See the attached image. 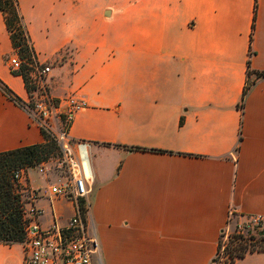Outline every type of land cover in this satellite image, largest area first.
<instances>
[{
    "label": "crops",
    "instance_id": "crops-1",
    "mask_svg": "<svg viewBox=\"0 0 264 264\" xmlns=\"http://www.w3.org/2000/svg\"><path fill=\"white\" fill-rule=\"evenodd\" d=\"M17 1L37 62L51 63L49 96L86 102L67 132L89 143L98 264H213L230 218L264 229V0ZM11 52L0 12V81L25 101ZM42 141L0 90V152ZM56 178L28 167L23 184ZM35 205L41 227L75 211L55 195ZM0 264H22L21 243H0ZM231 264H264V250Z\"/></svg>",
    "mask_w": 264,
    "mask_h": 264
},
{
    "label": "built area",
    "instance_id": "built-area-1",
    "mask_svg": "<svg viewBox=\"0 0 264 264\" xmlns=\"http://www.w3.org/2000/svg\"><path fill=\"white\" fill-rule=\"evenodd\" d=\"M70 53L71 49L66 46L58 52V55L64 58ZM22 63L29 65L15 53L9 61V68L19 71ZM50 68L51 64L42 66L37 62L27 72L31 89L22 105L31 113L32 120L37 126L46 131H52L51 121L55 116L59 114L64 116V126L53 132L54 141L60 151V165L63 173L57 175L54 183L48 188H32L23 184L24 168L13 171L12 178L23 204L22 264H98L97 238L86 222V212L89 207L87 197L92 183L87 152L89 143L86 140L72 139L67 132L68 123L74 112L85 106L86 102L82 98L69 94L63 100V107H58L49 96L47 89ZM46 169L44 162L37 166V170L44 174ZM49 195L74 202L75 211L65 224L53 222L46 227H41L38 223L41 209L35 205V202L40 197ZM259 220V216H251L245 222V226L251 229L259 224ZM238 226L242 227L241 224ZM216 256L220 259L224 258L220 248Z\"/></svg>",
    "mask_w": 264,
    "mask_h": 264
},
{
    "label": "trees",
    "instance_id": "trees-1",
    "mask_svg": "<svg viewBox=\"0 0 264 264\" xmlns=\"http://www.w3.org/2000/svg\"><path fill=\"white\" fill-rule=\"evenodd\" d=\"M0 12L3 15L5 27L9 33L12 50L20 59L37 63L36 53L31 43L26 24L18 9V1L0 0ZM247 66H249V61H247ZM26 68V65L22 63L19 71L11 70V72L15 75L22 76L29 93L31 88L28 84ZM249 87L250 83L246 85L242 93L240 108L243 105L245 93ZM0 90L9 99L22 105L23 101L1 81ZM41 132L43 141L40 143L0 152V243H21L24 239L23 204L21 195L16 191L12 175L16 169L35 167L41 162L46 161L50 155H53L56 143L53 138V133L43 129H41ZM258 238L264 241V235H259ZM242 243H246V241ZM219 244L218 241L216 255L219 252ZM246 245L241 244L238 247H232L226 250L227 255L223 264H231L235 258L243 256L246 252L264 250V244L256 249H248Z\"/></svg>",
    "mask_w": 264,
    "mask_h": 264
},
{
    "label": "rangeland",
    "instance_id": "rangeland-1",
    "mask_svg": "<svg viewBox=\"0 0 264 264\" xmlns=\"http://www.w3.org/2000/svg\"><path fill=\"white\" fill-rule=\"evenodd\" d=\"M14 54L15 52L12 50V52L6 55L4 58L9 70H10L9 61L11 60ZM26 62L29 64V65H26L27 67L26 70L28 72L33 66H35V62H28V60H26ZM44 64H51V63L49 61H46V62L44 61L41 63L42 66ZM57 116H59L61 120H64V116L62 114H59ZM53 123H54V131H58L55 125L61 122L59 120H56V122L53 121ZM51 133H53V131H51ZM59 153H60L59 148L57 144L55 143L53 155H50L46 161H43L45 163V167L47 168L45 170L47 175L54 176V175H59L63 173L62 167L60 165V154ZM37 166L35 167L37 168ZM14 185L16 187L15 183ZM246 221H247L246 219H240L235 216L230 218L228 224L221 231L220 237H219V243H220L219 247H220L221 255L224 256V258L220 259L219 257L216 256L213 260V264H223V261L226 259V255H227L226 250H229L232 247H238L241 244L242 245L247 244L246 248L256 249L264 244V241L258 238L259 236L258 232L262 230L260 226L257 225V226H254L253 228L251 227V229L247 228L245 226ZM239 224H241L242 227H239L238 226ZM243 241H246V243H242Z\"/></svg>",
    "mask_w": 264,
    "mask_h": 264
},
{
    "label": "water",
    "instance_id": "water-1",
    "mask_svg": "<svg viewBox=\"0 0 264 264\" xmlns=\"http://www.w3.org/2000/svg\"><path fill=\"white\" fill-rule=\"evenodd\" d=\"M258 234H259V235H264V229L260 230V231L258 232Z\"/></svg>",
    "mask_w": 264,
    "mask_h": 264
}]
</instances>
